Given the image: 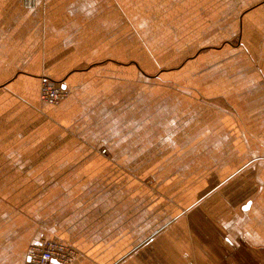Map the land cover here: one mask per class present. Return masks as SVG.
I'll list each match as a JSON object with an SVG mask.
<instances>
[{"label":"crops","instance_id":"1","mask_svg":"<svg viewBox=\"0 0 264 264\" xmlns=\"http://www.w3.org/2000/svg\"><path fill=\"white\" fill-rule=\"evenodd\" d=\"M39 238L264 264V0H0V264Z\"/></svg>","mask_w":264,"mask_h":264},{"label":"built area","instance_id":"2","mask_svg":"<svg viewBox=\"0 0 264 264\" xmlns=\"http://www.w3.org/2000/svg\"><path fill=\"white\" fill-rule=\"evenodd\" d=\"M23 4L28 7L34 6L35 0H23ZM67 94L68 89L57 80L48 76L41 78L39 98L42 102L56 104L63 100ZM77 254V250L72 245L52 239L39 238L28 246L25 264H46L51 261H56L59 264H70Z\"/></svg>","mask_w":264,"mask_h":264},{"label":"rangeland","instance_id":"3","mask_svg":"<svg viewBox=\"0 0 264 264\" xmlns=\"http://www.w3.org/2000/svg\"><path fill=\"white\" fill-rule=\"evenodd\" d=\"M203 103L204 102H201L200 100H198V101L194 100L193 103H192V106H193L194 109L199 108V110H200L201 104L203 105ZM182 104H184V103H182ZM177 107H180L179 103H178Z\"/></svg>","mask_w":264,"mask_h":264},{"label":"water","instance_id":"4","mask_svg":"<svg viewBox=\"0 0 264 264\" xmlns=\"http://www.w3.org/2000/svg\"><path fill=\"white\" fill-rule=\"evenodd\" d=\"M53 262H56V261H53ZM59 264V263H58Z\"/></svg>","mask_w":264,"mask_h":264}]
</instances>
